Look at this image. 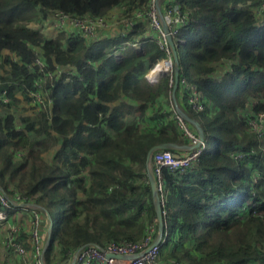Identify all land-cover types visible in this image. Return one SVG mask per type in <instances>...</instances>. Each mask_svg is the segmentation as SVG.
I'll use <instances>...</instances> for the list:
<instances>
[{
  "label": "trees",
  "instance_id": "1",
  "mask_svg": "<svg viewBox=\"0 0 264 264\" xmlns=\"http://www.w3.org/2000/svg\"><path fill=\"white\" fill-rule=\"evenodd\" d=\"M173 1L186 15L175 33L179 79L196 87L203 107L191 109L180 84L175 97L204 136L196 161L182 170L162 168L167 250L160 257L181 264L262 260L264 135L249 130L245 119L264 108V22L253 13L264 0ZM147 3L0 0V97L8 98H0V186L39 205L44 232L51 224L44 264H60L69 250L87 243L142 240L156 218L146 153L157 143L188 140L174 117L168 78L149 84L144 76L163 50L148 38L139 49L131 46L148 29L144 18L124 36L97 39L75 31L45 37L27 23L56 10L94 16L115 10L121 19ZM36 52L47 69L69 68L52 78L41 73L45 106L39 109L28 95L40 75ZM221 61L229 66L224 73L216 68ZM159 96L168 110L155 107ZM21 99L32 113L17 117ZM48 150L49 161L42 156ZM234 151L245 156L237 159ZM27 237L20 233L23 245Z\"/></svg>",
  "mask_w": 264,
  "mask_h": 264
},
{
  "label": "built area",
  "instance_id": "2",
  "mask_svg": "<svg viewBox=\"0 0 264 264\" xmlns=\"http://www.w3.org/2000/svg\"><path fill=\"white\" fill-rule=\"evenodd\" d=\"M253 13L255 17H260V20H257L258 23L264 22V1L254 6ZM143 18L146 20L148 29L134 37L133 41L130 42L131 46L134 49H139L145 39L155 40L163 50V56L147 69L144 76L150 83H157L161 78L167 77L169 85H172L175 64L167 36L171 37L176 47V29L184 25L186 21L185 13L180 11L173 0H148L144 11H134L130 17L121 19L117 18L116 14L112 12H108L103 16H94L89 13L72 15L56 10L47 12L45 21L46 23L54 22V26L57 29H65L69 26L83 36L97 39L102 36H124L137 21ZM163 23L166 25L167 30L163 29ZM118 56L119 53L114 54L115 58H118ZM34 65L37 66L40 75L34 80L33 88L28 90V95L30 97V105L39 109L45 106L40 90L42 81L45 78L41 73H45L48 78H52L63 71L59 65H55L53 69H47L46 63L37 52L35 53ZM159 65H163L159 67L161 71L153 77L151 72ZM178 84L187 93L186 101L188 106L195 111L201 110L203 99L196 87L184 79H179V77ZM0 98L2 101H8L6 96ZM174 117L179 128L190 140L191 144L198 143L196 131L189 129L185 120L179 115ZM245 120L249 130L257 135H264V108L255 114L247 116ZM202 145L203 143L193 149L186 150V153L179 154L178 157L168 148L158 149L152 153L149 171L155 181L162 218L166 215L163 207L167 202V189L162 178V168L167 167L171 170L184 169L196 161ZM20 154V151L17 152V156ZM230 154L237 159L245 156L242 151H234ZM37 206L31 197H27L13 188L8 189V191L2 187L0 188V233L4 239V247L7 253L15 259H19L21 264H44L42 260L44 237L41 231V211H39L40 208ZM22 213L28 214L29 223H25L26 226L22 222H17L11 218L12 215H20ZM157 224V219L154 218L152 223L146 226L145 236L140 241L125 243L111 241L100 247L96 244L87 243L76 247L67 252L66 258L60 264H158V259L163 249L164 235L160 236L158 234ZM21 225L23 229L24 227L26 228L27 241L32 245V252H27L23 247L20 238V233L23 230ZM258 262H250L248 264H259Z\"/></svg>",
  "mask_w": 264,
  "mask_h": 264
},
{
  "label": "water",
  "instance_id": "3",
  "mask_svg": "<svg viewBox=\"0 0 264 264\" xmlns=\"http://www.w3.org/2000/svg\"><path fill=\"white\" fill-rule=\"evenodd\" d=\"M163 29L167 30L166 25L163 23ZM168 39V43L169 46L171 47L172 50V55H173V60H174V69H173V76H174V80H173V84H172V89H171V94H172V98L174 99L175 102V90L178 86V77H179V66H178V57H177V53H176V48L173 44V40L171 39V37L167 36ZM175 107H176V112L178 113V115L185 120L186 122L191 123L197 132V136H198V143L196 144H192V145H187L188 149H193L195 147H197L198 145H200L201 143H203V129L201 127V125L199 124V122L193 118H191L187 113H185L175 102ZM180 145L173 143V142H163V143H157L152 145L147 153H146V164H147V179L149 181V185H150V189H151V196H152V201H153V206H154V210H155V215H156V219H157V228H158V234L161 236L163 234L164 231V227H163V218L161 215V205L159 202V198H158V193L156 191L155 188V181L153 178V175L151 174V172L149 171V164H150V160H151V156L152 153L158 149H177ZM174 155L176 157L179 156L178 153H174ZM1 188V186H0ZM50 230H51V224H49L48 228H47V237H46V242L45 245L43 246V252L46 249V247L49 244V239H50ZM98 247H100L99 245H97Z\"/></svg>",
  "mask_w": 264,
  "mask_h": 264
},
{
  "label": "crops",
  "instance_id": "4",
  "mask_svg": "<svg viewBox=\"0 0 264 264\" xmlns=\"http://www.w3.org/2000/svg\"><path fill=\"white\" fill-rule=\"evenodd\" d=\"M110 12H112V13H116V11L115 10H112V11H110ZM47 15V14H46ZM46 15L45 16H40L38 19H36V22L37 23H40V25L42 24V23H44L45 22V19H46ZM31 22H34V21H31ZM114 28V27H113ZM51 30L52 32H54V33H57V32H55V31H53V29H51V28H48V27H44L42 30ZM63 31H75L73 28H71V27H69V26H67L65 29H63ZM42 33V32H41ZM43 34V33H42ZM44 35V34H43ZM56 35V34H55ZM45 37H52V36H49L47 33H45V35H44ZM54 36V35H53ZM60 66V68L62 69V71L63 72H65V73H67V72H69V68H67V67H64V66H61V65H59ZM228 63H226L225 61H221V62H217L216 63V68H217V71L218 72H220V73H224L226 70H228ZM62 73V72H61ZM60 73V74H61ZM60 74H56V75H60ZM163 78H165V77H163ZM163 78H161L158 82H161V80L163 79ZM147 80V79H146ZM148 82V81H147ZM157 82V83H158ZM149 84H155V83H150V82H148ZM156 83V84H157ZM180 88H182L181 86H180ZM180 91L181 92H183V89H180ZM157 101H158V103L155 105V107H157V108H163V109H165V110H168L169 109V107L165 104V101L163 100V97L162 96H159L158 97V99H157ZM171 102H172V104H171V106L173 105V109H174V116L175 115H178V113L176 112V107H175V102L177 103V105L185 112V113H187L182 107V105H181V97H180V100L178 101L177 100V98L175 97V102H174V99L172 98V94H171ZM28 105V107H25V105ZM135 106H136V104H135ZM23 107H25L24 109H23ZM30 107V105H29V103L27 102V101H25V100H23V99H21L20 100V102L19 103H17V105H16V107H15V110H14V113H15V116H17V112H19L20 113V115H26V114H29L28 112H25L24 110H26V109H28ZM188 114V113H187ZM19 117V116H18ZM176 120V119H175ZM186 122V121H185ZM176 123H177V121H176ZM187 123V127L189 128V129H193L194 131H196V129H195V127L191 124V123H189V122H186ZM177 125H178V123H177ZM197 133V132H196ZM187 140H188V144H181L178 148H177V150H178V152H174V153H178V154H184V153H186V150H189L188 149V147H187V145H192L191 144V142H190V140L187 138ZM47 152H49L51 155L47 158V157H44L43 156V158L45 159V160H51L52 158V155H53V153H52V151L51 150H48ZM11 218L13 219V220H15V221H17V222H22V224L25 226V224L24 223H27V221H28V214H26V213H22V214H20V215H12L11 216ZM20 220V221H19ZM43 237H44V239H43V246L45 245V242H46V237H47V230H46V232L44 233V235H43ZM0 240L2 241V243L4 242V239H3V237H2V235H1V233H0ZM257 261H259L258 263L259 264H264V259H262V260H253V261H251V262H257ZM158 264H181V263H177L175 260H173V259H161V257H159V259H158Z\"/></svg>",
  "mask_w": 264,
  "mask_h": 264
},
{
  "label": "rangeland",
  "instance_id": "5",
  "mask_svg": "<svg viewBox=\"0 0 264 264\" xmlns=\"http://www.w3.org/2000/svg\"><path fill=\"white\" fill-rule=\"evenodd\" d=\"M256 19L257 20H260V17L259 16H257L256 17ZM41 23V22H40ZM40 23H37L36 21H34V22H28L27 23V25H28V27H30V28H34V29H36V30H38V31H40V32H42L44 35H45V33H47L49 36H53V35H55V34H57V33H54V32H52L51 30H42L44 27H48V28H51V29H53V31H55V32H59V31H63V29H57L54 25H55V23L54 22H48V23H46V21L44 22V23H42L41 25H40ZM109 30H111V29H109ZM184 52H185V49H184V46H181V48H180V53H181V56L182 55H184ZM25 107H28V105L26 104L25 105ZM25 107H23V109L25 108ZM25 112H28V113H32V109L29 107L28 109H26V110H24ZM20 115V113L19 112H17V117ZM51 154L49 153V152H44L43 154H42V156H44V157H49ZM17 157H19V156H17L16 155V158ZM52 158V157H51ZM13 188V187H12ZM39 206V205H38ZM37 206V207H38ZM40 211V210H39ZM27 223H29L28 221H27ZM25 224V223H24ZM25 226H26V224H25ZM44 228H45V232H46V227L44 226ZM21 229H23V227H22V225H21ZM26 230V228L24 227V229L22 230V231H25ZM42 233H43V235H44V230H43V228H42ZM41 236H42V234H41ZM26 241V240H25ZM4 245H5V242H3L2 243V241L0 240V262H3V264H4V262H5V264H8L7 262H10L11 264H13L14 262H16V259L14 258V257H12L9 253H7V251L5 250V247H4ZM27 245V246H26ZM23 247L25 248V250L27 251V252H32V245L30 244V242H27V243H25L24 245H23ZM167 250V248L165 247L164 249H163V252H165ZM3 258H5V259H3ZM162 259V258H161Z\"/></svg>",
  "mask_w": 264,
  "mask_h": 264
},
{
  "label": "bare ground",
  "instance_id": "6",
  "mask_svg": "<svg viewBox=\"0 0 264 264\" xmlns=\"http://www.w3.org/2000/svg\"><path fill=\"white\" fill-rule=\"evenodd\" d=\"M163 65H159V66H157L151 73H152V75H153V77H155L156 75H158L159 73H160V69H159V67H162Z\"/></svg>",
  "mask_w": 264,
  "mask_h": 264
}]
</instances>
